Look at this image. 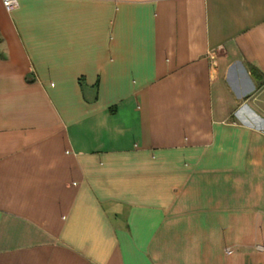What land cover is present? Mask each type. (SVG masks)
<instances>
[{"label":"crops","instance_id":"1","mask_svg":"<svg viewBox=\"0 0 264 264\" xmlns=\"http://www.w3.org/2000/svg\"><path fill=\"white\" fill-rule=\"evenodd\" d=\"M0 264H264V0H0Z\"/></svg>","mask_w":264,"mask_h":264},{"label":"built area","instance_id":"2","mask_svg":"<svg viewBox=\"0 0 264 264\" xmlns=\"http://www.w3.org/2000/svg\"><path fill=\"white\" fill-rule=\"evenodd\" d=\"M1 2L8 12H12L18 7V0H1Z\"/></svg>","mask_w":264,"mask_h":264},{"label":"trees","instance_id":"3","mask_svg":"<svg viewBox=\"0 0 264 264\" xmlns=\"http://www.w3.org/2000/svg\"><path fill=\"white\" fill-rule=\"evenodd\" d=\"M1 57V56H0Z\"/></svg>","mask_w":264,"mask_h":264}]
</instances>
